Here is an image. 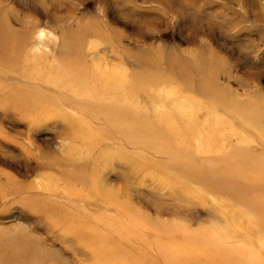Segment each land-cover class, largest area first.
I'll return each instance as SVG.
<instances>
[{
  "label": "rangeland",
  "instance_id": "obj_1",
  "mask_svg": "<svg viewBox=\"0 0 264 264\" xmlns=\"http://www.w3.org/2000/svg\"><path fill=\"white\" fill-rule=\"evenodd\" d=\"M105 68L134 78L136 106L165 128L130 150L145 168L103 139L115 131L98 103ZM177 107L194 118L174 140L167 120L187 122ZM86 140L111 144L99 172L117 189L129 175L121 201L143 225L198 239L180 264H264V177L245 190L224 170L264 166V0H0V264H110L78 233L88 222L118 236L125 220L81 195ZM239 152L252 159L237 164ZM211 232L230 255L212 258ZM148 241L121 245L162 264Z\"/></svg>",
  "mask_w": 264,
  "mask_h": 264
},
{
  "label": "bare ground",
  "instance_id": "obj_2",
  "mask_svg": "<svg viewBox=\"0 0 264 264\" xmlns=\"http://www.w3.org/2000/svg\"><path fill=\"white\" fill-rule=\"evenodd\" d=\"M98 79L101 81L100 83L102 84L103 88L100 94L101 102L98 103H104V105H107L108 109H110V111L107 113V121L112 124L115 130L113 133L109 134L101 132L102 135L104 134L103 139H111L120 143L122 142L123 144L129 146L128 150H125V152H128L129 154L127 157L128 163L134 165V168H145V164L138 161L137 157L130 153V150L137 147H149L153 142L151 141L153 136L150 135H154V133H159L160 135H162L164 133L163 131H165V128H163V125L159 124L158 122L156 123V121L152 122L147 117L146 113H144L143 111L141 113L139 108L136 106L137 96L135 93L136 84L134 83V78L128 77L120 69L105 68L100 71ZM149 97L154 98V96L151 94H149ZM118 99L119 101L117 102L116 100ZM177 109L179 110V115L187 117V122H185L184 124L183 117L181 120H179V122H175V120L173 119L167 120L166 133H168L169 137L174 140L175 137L179 135L178 131H191L190 125L192 124V121L188 118H194L191 109H184L180 107H177ZM143 117H145L146 120L149 121V123L151 122L150 129L141 128L142 125L149 123L141 120L137 122L136 119H142ZM157 125H159L160 127ZM86 142L87 140L84 144L81 145V148H79L78 150L75 149L74 151L76 153H78V151L81 152L77 154L78 161L76 163L78 165H86L87 167H90L86 179L88 188L84 193L85 195H81L84 196V198L91 200V203L98 200V202H100V209H111L114 210L117 214L121 215V217L122 215L125 216V220L121 221L122 223L120 222V224L122 225L117 228H121V230H119L120 235H116L113 237H110V235L108 236L101 230L100 232L99 228L97 229V227H94V225L87 224L88 222H85L86 224H81V226L78 228V233L80 236H82L81 239H89L88 241L89 243H91L92 256H95L96 258L104 260L105 262H108L110 264H142V260H144V258L141 256H133V253H131L133 252L132 247H139L140 243L144 244V242L146 243L147 239H149L148 246L154 247L152 244H155V246H157L158 256L156 255V258L158 259V263H160V260H163L162 264H180L184 260H191L190 258H188V255H185V253L181 251V247L184 242L189 243L188 245H192V241L195 239L185 237L186 234L181 236V230L178 227L170 228L167 231L160 232L157 229H153V226V228H151L149 226L143 225L142 222L138 220V217L134 215V210L127 204L128 200L124 199L126 200L125 202L121 201V192L124 190L128 191L129 187H131L129 175H125V177H123L125 186L120 187L121 189L118 188L119 190L110 185L105 180V178L103 179L101 177L99 166L102 165L105 160V152L107 154L108 151H113V148L110 147L111 144L107 143L96 148L95 145L88 146ZM89 142L92 143L91 141ZM153 146L154 147H151L152 149L160 151L158 148L156 149L155 144H153ZM84 149H87L85 154L82 153ZM241 152L236 155L237 164L252 159L251 156L247 153ZM115 153L120 152L116 151ZM227 165L228 164H225V167L229 168H224L225 176H230L231 178L237 177V179L233 180V186H242V188H244L245 190L252 189L260 184L259 178L264 177V166H256L250 168L249 170H241L238 166L235 167L236 165H234L236 169L230 165ZM191 175L194 177L197 174L196 172L192 171ZM210 176L213 177L214 174L212 173ZM166 183H168L169 185L171 184V187H169L172 188L171 190L176 192L178 191V188L175 187L177 183H180L181 187L184 186L183 182H179L172 178H167ZM256 225L258 227H264V222H258V224L256 223ZM112 228L116 227L112 226ZM123 239L128 240L127 245L132 246L131 252H125L127 248L123 247L124 245H121V240ZM197 240H195L194 242L198 243ZM206 242L212 244L215 248V253L214 255H212V258L220 259L225 255H230V252H232V249L229 247V245L222 243L219 238H216L214 236V232H211V234L208 235V240ZM138 243L139 246L137 245Z\"/></svg>",
  "mask_w": 264,
  "mask_h": 264
}]
</instances>
